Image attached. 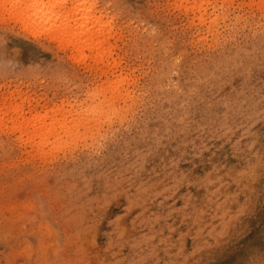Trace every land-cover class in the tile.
I'll use <instances>...</instances> for the list:
<instances>
[{
	"label": "rangeland",
	"instance_id": "374dc122",
	"mask_svg": "<svg viewBox=\"0 0 264 264\" xmlns=\"http://www.w3.org/2000/svg\"><path fill=\"white\" fill-rule=\"evenodd\" d=\"M2 1L0 264H264V0H66L86 61Z\"/></svg>",
	"mask_w": 264,
	"mask_h": 264
},
{
	"label": "bare ground",
	"instance_id": "6f19581e",
	"mask_svg": "<svg viewBox=\"0 0 264 264\" xmlns=\"http://www.w3.org/2000/svg\"><path fill=\"white\" fill-rule=\"evenodd\" d=\"M0 1H2V0H0ZM12 1H13V0H12ZM19 1H20V2H19ZM19 1H16V4L18 5V3H19L20 5H18V7L21 9V8H22L21 5H22V3H23L24 0H23V1H22V0H19ZM21 1H22V2H21ZM25 1L27 2V0H25ZM25 1H24V3H25ZM28 1H30V2H29L30 4L27 3V4H29L28 6H27L26 3H25V5H26L27 7H29V6H34L35 8L38 7V10H35V11H37L36 13H34L35 11L32 12V11L30 10V11H31V14L29 15L30 17H31V15H32V13L35 14V15H32V17H34V20L31 21L32 24H33V23H36V24L38 23L37 25H39V24H42V25H43V23H44L43 27L45 26V24H46V25H49L50 27H48L47 30H46L48 33H49L50 31L53 32V34L55 35V37H57L58 40H59V38H60V40H61V38H63V39H62L63 41H60V40L58 41V42H59V45H60L61 42L64 43V42H65L64 38H66V39L70 40V43L74 42V43H73L74 46H73V44H72V46L78 48L77 50L79 51L80 55L82 54V55L84 56V49H81V48H83V45H82V44H85L86 41H87L88 44H89V43H92L93 40L95 39V37H97V36H95V37H93L94 39L92 38V36H94V34H97V33H96V32L94 33V30H92V28L95 26V24H93L94 26L91 25V26L89 27L90 24H89L87 21H88L89 19H92V18H89V19L87 18L88 13H86L85 15H83V13L81 12L82 14H81V13H80V14L82 15V17L79 18V17H78V14H79V13L77 12L78 14H76V11H77V5L74 6L73 9H71L69 12H67L66 10H64V12H61V10L63 9V3L65 4V3L67 2L66 0H57V1H56V0H48V2H47V1L44 2V3H47V6L44 5L43 0H28ZM40 1H41L43 4H42ZM71 1H72V0H71ZM71 1H70V2H71ZM78 1H79V0H77V2H78ZM82 1H83V0H82ZM82 1H81V3H83ZM176 1H177V0H176ZM184 1H185V0H184ZM184 1H183V2H184ZM186 1H187V0H186ZM225 1H226V0H225ZM4 2H6V1H4ZM39 2H40V3H39ZM73 2H74V1H72V3H73ZM84 2H87V1L84 0ZM92 2H93V1H92ZM205 2H206V0H205ZM7 3H9V2H7ZM13 3H14V2H12L11 6L14 5ZM74 3H76V0H75ZM74 3H73V4H74ZM194 3H195V1H194ZM200 3H201V2H200ZM203 3H204V1L202 0V3H201V4L203 5ZM207 3H208V1H207ZM16 4H15V5H16ZM61 4H62V6L60 7L59 5H61ZM79 4H80V3H79ZM91 4H93V3H91ZM94 4H95V3H94ZM96 4H97V2H96ZM169 4H170V3H169ZM176 4H177V3H176ZM191 4H192V3H191ZM198 4H199V3H198ZM198 4H197V5H198ZM201 4H200V5H201ZM205 4H206V3H205ZM208 4H209V3H208ZM2 5H3V1H2V4H0V7H1ZM25 5H24V6H25ZM37 5H38V6H37ZM40 5H43V7L41 6V8L39 9ZM195 5H196V4H195ZM3 6H5V3H4ZM11 6H10V7H11ZM24 6H23V7H24ZM58 6H59L60 10L58 9V10L56 11L55 8L58 7ZM69 6H70V5H69ZM69 6H67V7L69 8ZM72 6H73V5H72ZM80 6H81V4H80ZM80 6H78V10H79V11L82 10V7H81V9H80ZM84 6H85V5H84ZM90 6H91V5H90ZM92 6H93V5H92ZM176 6H177V5H176ZM183 6H184V5H183ZM198 6H199V5H198ZM16 7H17V6H16ZM27 7H26V9H27ZM64 7H66V6L64 5ZM75 7H76V8H75ZM86 7H89V6H86ZM94 7H95V6H94ZM185 7H187V6H185ZM196 7H197V6H196ZM11 8H12V7H11ZM11 8H9V10H11ZM61 8H62V9H61ZM70 8H72V7H70ZM70 8H69V9H70ZM180 8H182L181 5H180ZM201 8H202V7H201ZM203 8H204V7H203ZM12 9H13V8H12ZM17 9H18V8H17ZM17 9H16V10H17ZM24 9H25V8H24ZM29 9H31V8L29 7ZM29 9H28V10H25L26 14H29V13H30V12L27 13V11H29ZM32 9H34V8L32 7ZM91 9H93V7H91ZM172 9H173V8H172ZM184 9H185V8H184ZM199 9H200V8H199ZM6 10H7V9H6ZM22 10H23V8H22ZM84 10H85V9H83V11H84ZM89 10H90V9L87 8V11H89ZM186 10H187V9H186ZM189 10H190V8H189ZM2 11L4 12V9H3ZM7 11H8V10H7ZM7 11H6V12H7ZM65 11H66V12H65ZM85 11H86V10H85ZM96 11H97V10H96ZM96 11H94V12H96ZM202 11H203V10H202ZM3 12H2V13H3ZM11 12H12V11H11ZM15 12H16V11H15ZM15 12H14V13L12 12V13H13L12 15L14 16V14H15V17H16V14H18L19 10H18L16 13H15ZM22 12H23V11H22ZM97 12H99V10H98ZM97 12H96V13H97ZM100 12H101V11H100ZM184 12H185V11H184ZM187 12H188V10H187ZM191 12H192V11H191ZM197 12H198V11H197ZM20 13H21V12H20ZM90 13H91V11H90ZM90 13H89V14H90ZM3 14H5V13H3ZM21 14H23V13H21ZM94 14H95V13H94ZM200 14H202V13H200ZM209 14H210V13H209ZM211 14H212V13H211ZM18 15H19V14H18ZM90 15H91V14H90ZM203 15H204V13H203ZM9 16H10V15H9ZM9 16H8V17H9ZM21 16H22V15H21ZM23 16L25 17L24 14H23ZM23 16H22V17H23ZM26 16H27V15H26ZM99 16H103V15H99ZM206 16H207V15H206ZM11 17H12V16H11ZM18 17H19V19H21V21H20V20H19V21L22 22V19H23V18H21L20 16H18ZM32 17H31V18H32ZM77 17H78V18H77ZM91 17H92V15H91ZM96 17H97V16H96ZM107 17H108V16H107ZM190 17H191V16H190ZM16 18H17V17H16ZM99 18H100V17H99ZM102 18H103V17H102ZM108 18H109V17H108ZM192 18H193V17H192ZM207 18H208V17H207ZM25 19H26V18H25ZM25 19H24V20H25ZM29 19H30V18L28 17V21L30 22ZM69 19H70V20H69ZM103 19H104V18H103ZM197 19H198V18H197ZM200 19H201V18H200ZM24 20H23V21H24ZM68 20H69V22H70V21H73L74 24L71 25V24L68 22ZM92 20H94V19H92ZM204 20H205V19H204ZM204 20H201V21H204ZM211 20H213V19H211ZM95 21H98V19H95ZM193 21H194V19H193ZM199 21H200V20H199ZM214 21H215V20H214ZM93 22H94V21H93ZM189 22H191V21H189ZM205 22H206V21H205ZM209 22H210V21H209ZM25 23H27V22L25 21ZM25 23L23 22V24H25ZM99 23H100V22H99ZM101 23H102V22H101ZM104 23H105V22H104ZM201 23H204V22H201ZM212 23H213V22H212ZM29 24H30V26H31L30 28L32 29V28H33V27H32L33 25H31V23H29ZM37 25H36V26H37ZM99 25H100V24H99ZM99 25H98V27H99ZM192 25H193V24H192ZM201 25H202V24H201ZM203 25H204V24H203ZM212 25H213V24H212ZM22 26H24V25H22ZM36 26H35V27H36ZM39 26H40V27H38V28L41 29V28H42L41 25H39ZM106 26H107V25H106ZM210 26H211V25H210ZM24 28H25V26H24ZM26 28L29 29V25H28V23L26 24ZM38 28H36V29L39 30ZM45 28H46V26H45ZM103 28H104V27H103ZM209 28H210V27H209ZM36 29L33 28V31L35 30V32H36ZM42 29H43V28H42ZM98 29H99V30H98V32H99L98 34L102 33L101 28L99 27ZM106 29H107V28H106ZM91 30H92L93 32H92ZM104 30H105V29H104ZM104 30H103V31H104ZM40 31H41V30H40ZM44 31H45V30H42V32H44ZM46 31H45V32H46ZM107 31H108V30H107ZM110 33H112V32H110ZM110 33H107V34H110ZM37 34H41V35H42L41 32H40V33L37 32ZM49 34H50V33H49ZM53 34H52V35H53ZM41 35H39V36H41ZM43 35H44V33H43ZM56 35H57V36H56ZM105 35H106V34H105ZM45 36H46V34H45ZM102 36H104V34H103ZM55 37H54V39H55V41H56V38H55ZM99 37H101V35H100ZM110 37H111V36H110ZM52 38H53V36L51 37L50 40H54V39H52ZM97 39H98V38H97ZM103 39H106V37H104ZM90 40H92V41H90ZM106 40H109V39H106ZM106 40H105V41H106ZM81 41H83V43H82V44H79ZM99 41H100V40L98 39V42H99ZM67 42H68V41H67ZM53 43H54V42H53ZM75 43H76V44H75ZM96 43H97V41H96ZM96 43H95V44H96ZM99 43H100V42H99ZM103 43H106V42H103ZM108 43H109V42H108ZM61 44H62V43H61ZM65 44H66V42H65ZM88 44H87V45H88ZM95 44H94V46H95ZM97 44H98V43H97ZM59 45H58V46H59ZM62 45H63V44H62ZM75 45H77V46H75ZM80 45H81V46H80ZM92 45H93V43H92ZM92 45H88L87 47H89V46L92 47ZM102 45H103V44H101V46H102ZM108 45H109V44H108ZM110 45H111V44H110ZM68 46H70V44H69ZM68 46H67V47H68ZM96 46H97V45H96ZM96 46H95V48H97V47L100 48V47H101V46H97V47H96ZM111 46H112V45H111ZM62 47H63V46H62ZM87 47H86V48H87ZM105 47H106V46H105ZM60 48H61V47H60ZM84 48H85V45H84ZM113 48H114V46H113ZM61 49H62V48H61ZM63 49H64V48H63ZM68 49H69V48H68ZM70 49H71V48H70ZM73 49H74V48H73ZM73 49H72V51H75V50H73ZM100 49H101V48H100ZM100 49H99V51H100L99 53H101V50H100ZM102 49H103V52H105V51H104V48H102ZM110 49H111V48H110ZM66 50H67V48H66ZM80 50H81V51H80ZM82 50H83V52H82ZM91 50L94 51V47H92ZM91 50H90V48H89L88 51L90 52ZM68 51H69V50H68ZM72 51H71V52H72ZM108 51H109V50H108ZM76 52H77V51H76ZM106 52H107V51H106ZM110 52H111V51H110ZM77 53H78V52H77ZM77 53H76V54H77ZM97 54H98V52H97ZM103 54H104V53H103ZM70 55H72V54H70ZM74 55H75V53H74ZM78 55H79V54H78ZM91 55H93V54L91 53ZM100 55H101V54H100ZM100 55H98V58H99ZM83 56H82V57H83ZM87 56H88V55H87ZM87 56L85 55V56L83 57V59L85 60V58H88ZM94 56H95V57L97 56L96 53H94ZM107 56H108V55H107ZM111 56H112V55H111ZM72 57H74V56L72 55ZM76 57L78 58V56H76ZM89 57H90V56H89ZM102 58H103V56H101V59H102ZM75 59H76V58H75ZM112 59H113V58H112ZM115 59H116V58H115ZM86 60H87V59H86ZM86 60H85V61H86ZM90 60L93 61L94 59L92 60V58H90ZM105 60H106V59H105ZM113 60H114V59H113ZM88 61H89V59H88ZM99 61H100V59H99ZM83 62H84V61H83ZM93 62H96V65L98 64V60L93 61ZM102 62H103V61H102ZM91 63H92V62H91ZM85 64H86V63H85ZM100 64H101V63H100ZM102 64H103V63H102ZM105 64H106V63H105ZM91 65H92V64H91ZM114 65H115V64H114ZM108 66H109V65H108ZM82 67H84V66H82ZM85 67H86V66H85ZM100 67H101V66H100ZM103 67H104V66H103ZM103 67H102V68H103ZM94 68H95V67H94ZM99 69H100V68H99ZM89 70H90V69H89ZM108 70H109V69H108ZM100 71H101V70H100ZM106 72H107V71H106ZM106 72H105V73H106ZM108 72H109V71H108ZM113 73H114V72H113ZM102 74H103V73H102ZM108 74H109V73H108ZM94 75H95V74H94ZM111 75H112V74H111ZM107 78H108V77H107ZM108 79H109V78H108ZM118 87H120V86H118ZM122 87H123V86H122ZM115 89H116V88H115ZM118 89H119V88H118ZM120 91H121V90H120ZM12 94H13V93H12ZM12 94H10V95H12ZM122 94H123V93H122ZM10 98H11V97H10ZM19 98H20V96H19ZM15 99H16V98H15ZM5 100H6V99H5ZM29 100H30V98H29ZM29 100H28V101H29ZM114 100H115V99H114ZM22 101H24V100H22ZM105 101H106V100H105ZM111 101H112V100H111ZM24 102H25V101H24ZM12 103H13V101H12ZM7 104H8V103H7ZM21 104H22V103H21ZM29 104H30V103H29ZM11 105H12V104H11ZM11 105H10L9 107H11ZM19 105H20V104H19ZM22 105H24V104H22ZM12 106L14 107V105H12ZM17 106H18V105H17ZM17 106L15 105V107H17ZM3 107H5V106H3ZM3 107L1 106L2 109H3ZM7 107H8V106H7ZM1 108H0V110H1ZM12 109H14V108H12ZM22 109H23V108H22ZM24 109H25V108H24ZM53 109H54V108H53ZM71 109H72V108H71ZM71 109H70V110H71ZM81 109H82V108H81ZM6 110H7V108H6ZM18 110H19V109H18ZM29 110H30V109H29ZM70 110H69V111H70ZM74 110H75V109H74ZM3 111H4V110H3ZM7 111H8V112H9V111L12 112V111H11V108H9V110H7ZM14 111H15V110H13V112H14ZM19 111H21V110H19ZM19 111H18V112H19ZM56 111H57V110H56ZM81 111H83V110H81ZM90 111H91V110H90ZM0 112H2V111H0ZM36 112H37V111H36ZM51 112H52V111H51ZM74 112H75V111H74ZM87 112H89V111H87ZM114 112H116V111H114ZM27 113H28V112H27ZM30 113H31V112H30ZM57 113H58V112H57ZM60 113H61V110H60ZM104 113H105V110H104ZM106 113H107V112H106ZM118 113H119V112H118ZM9 114H11V113H9ZM16 114H17V112H16ZM47 114H48V113H47ZM80 114H81V113H80ZM90 114H91V113H90ZM0 115H1V114H0ZM11 115H12V114H11ZM18 115H19V114H18ZM20 115H21V114H20ZM54 115H55V114H54ZM61 115H62V114H61ZM67 115H68V114H67ZM69 115H70V114H69ZM106 115H107V114H106ZM115 115H116V114H115ZM115 115H114V116H115ZM42 116H43V114H42ZM42 116H41V117H42ZM44 116H45V115H44ZM44 116H43L42 118L40 117V115H39V117H38V116H36V117L43 119V121H42V120H41V121H42V123H44V120H46V118L48 117V116H45V117H44ZM62 116H63V115H62ZM114 116H113V117H114ZM13 117H14V116H13ZM33 117H34V118H33ZM33 117H32V118L35 119V116H34V115H33ZM50 117H51V116H50ZM50 117H49V118H50ZM56 117H57V116H56ZM63 117H64V116H63ZM66 117L68 118V116H66ZM71 117H72V116H71ZM79 117H80V115H79ZM79 117H78V118H79ZM82 117H83V116H82ZM82 117H81V118H82ZM86 117H87V116H86ZM96 117H97V116H96ZM98 117H99V116H98ZM10 118H12V116H11ZM32 118H31V119H32ZM44 118H45V119H44ZM52 118H53V117H52ZM76 118H77V117H76ZM107 118L109 119V117H107ZM2 119H3V118H2ZM2 119H1V120H2ZM6 119H8V118H6ZM13 119L16 120L15 118H13ZM25 119L28 120V118H25ZM29 119H30V118H29ZM50 119H51V118H50ZM55 119H56V118H55ZM69 119H70V118H69ZM4 120H5V119H4ZM9 120H10L11 122H13L12 119H9ZM9 120H5V121H8V123H9ZM36 120H38V119L36 118L35 121H36ZM39 120H40V119H39ZM51 120H52V123H53L54 119H51ZM51 120H50V122H51ZM93 120H94V119H93ZM104 120H105V118H104ZM29 121H30V120L27 121L28 124H29ZM32 121H34V120H32ZM32 121H31V122H32ZM41 121H38V122H41ZM47 121H48V120H47ZM0 122L2 123V126H4V125H3V122H2V121H0ZM19 122H20V121H19ZM25 122H26V120H25ZM27 122H26V123H27ZM54 122H55V121H54ZM57 122H58V120H57ZM8 123H7V124H8ZM13 123H14V122H13ZM26 123H23V124H24V126H25V129L27 130V128L29 129L30 125H29V127L26 128V125H27ZM52 123H51V124H52ZM58 123H59V122H58ZM62 123H63V122H62ZM62 123L59 124V127L61 126ZM66 123H67V122H66ZM76 123H77V122H76ZM7 124H5V125H7ZM34 124H35V122L33 123V125H34ZM39 124H40V123H39ZM44 124H45V123H44ZM46 124L48 125V123H46ZM51 124H50V125H51ZM12 125H13V124H12ZM21 125H22V122H21ZM35 125H36V124H35ZM40 125H42V124H40ZM54 125H55V124H54ZM54 125H53V126H54ZM56 125H57V124H56ZM69 125H70V124H69ZM78 125H80V124H78ZM78 125H77V126H78ZM82 125H83V124H82ZM85 125H86V123H85ZM16 126H19V127H17V129H18V128H19L20 130H21V128L23 129V127H21L20 124H19V125H16ZM16 126H13V127H16ZM43 126L45 127L46 125H43ZM70 126H71V125H70ZM94 126H95V125H94ZM6 127H7V126H6ZM6 127L4 126L3 129H5ZM8 127H9V125H8ZM20 127H21V128H20ZM35 127H36V128H35V129H36V132H38L39 130L37 131V126H35ZM38 127H39V126H38ZM51 127H52V126H51ZM51 127H50V128H51ZM66 127H68V126H66ZM71 127H72V126H71ZM73 127H74V125H73ZM75 127H76V125H75ZM79 127H80V126H79ZM79 127H78V128H79ZM85 127H86V126H85ZM0 128H1V127H0ZM42 128H43V127H42ZM45 128H47V127H45ZM64 128H65V127H64ZM81 128H82V127H81ZM10 129H11V128H10ZM10 129H9V130H10ZM15 129H16V128H15ZM35 129H34V127H33V130H32V131H35ZM39 129H40V127H39ZM52 129L55 130V128H52ZM52 129H50V135H49V136H52V137H53V136L56 135V134L53 135V134L51 133V132H52V131H51ZM61 129H62V128H60V131L63 130V129H62V130H61ZM1 130H2V129H1ZM29 130H30V129H29ZM29 130H28V131H29ZM45 130H46V129H45ZM54 130H53V133H54L55 131H57V130H55V131H54ZM64 130L66 131V128H65ZM72 130H73V129H72ZM77 130H78V129H77ZM87 130H88V129H87ZM90 130H91V129H90ZM16 131H17V130H16ZM23 131H24V130H23ZM23 131H22V133H23ZM41 131H42V130H40L39 133H41ZM43 131H44V129H43ZM43 131H42V132H43ZM48 131H49V130H48ZM70 131H71V130H70ZM2 132H3V131H2ZM17 132H18V131H17ZM66 132H67V131H66ZM68 132H69V130H68ZM68 132H67V133H68ZM76 132H78V131H76ZM25 133H26V132H25ZM29 133L31 134V130H30ZM47 133H49V132H46V133L44 132V133H42V134H47ZM57 133H58V131H57ZM59 133H60V132H59ZM59 133H58V134H59ZM67 133H66L65 135H67ZM70 133L73 134L74 132L72 133V131H71ZM20 134H21V133H20ZM32 134H33V135L35 134V135L38 136L37 133H34V132H33ZM32 134H31V136H32ZM42 134H41V135H42ZM61 134H62V133H61ZM68 134H69V133H68ZM74 134H75V133H74ZM41 135H40V137H41ZM65 135H62V136L58 135V136L63 137V136H65ZM81 135H82V134H81ZM27 136H28V135H27ZM31 136H30V137H31ZM42 136H43V135H42ZM47 136H48V134L46 135V137H47ZM49 136H48V138H49ZM58 136H57V137H58ZM71 136H74V135H71ZM30 137L28 136V140L30 139ZM33 137H35L34 139H36V136H33ZM33 137H31V140H30V141H33V140H32ZM46 137L44 136L43 139H48V138H46ZM84 137H85V136H84ZM38 138H39V136H38ZM41 138H42V137H41ZM41 138H40V139H41ZM68 138H69V137H67V139H68ZM85 138H86V137H85ZM58 139H59V138H57V141H55V145H56V142H60ZM61 139H62V138H60V140H61ZM70 139H71V138H70ZM75 139H76V136H75ZM53 140H56L55 137H54ZM53 140H52V141H53ZM62 140H63V139H62ZM62 140H61V141H62ZM64 140H65V139H64ZM34 141H35V140H34ZM39 141H40V140H39ZM39 141H35V143H36V142H39ZM66 141H67V140H66ZM66 141H65V142H66ZM71 141H72V140H71ZM28 142H29V141H28ZM42 142H43V140H42ZM62 142H63V141H62ZM74 142H76V141H75V140H73V142H68V141H67V144H65V143H64V144H61V142H60V145H62V146H64V145L68 146L69 143H72V144H73ZM35 143H34V144H35ZM43 143H45L44 146L47 144L45 141H44ZM57 144H58V143H57ZM38 145H39V144H38ZM38 145H37V146H38ZM42 145H43V144H42ZM51 145H52V144H51ZM62 146H60V147H62ZM53 148H54V147H53ZM62 148H65V146L62 147ZM62 148H61V149H62ZM70 148H71V147H70ZM70 148H69V149H70ZM54 150H55V149H54ZM57 150H58V149H57ZM57 150H55V151L57 152ZM59 150H60V149H59ZM61 151H62V150H61Z\"/></svg>",
	"mask_w": 264,
	"mask_h": 264
}]
</instances>
